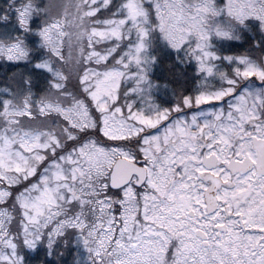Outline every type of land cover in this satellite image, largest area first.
<instances>
[{"label":"snow or ice","instance_id":"snow-or-ice-1","mask_svg":"<svg viewBox=\"0 0 264 264\" xmlns=\"http://www.w3.org/2000/svg\"><path fill=\"white\" fill-rule=\"evenodd\" d=\"M0 264H264V0H0Z\"/></svg>","mask_w":264,"mask_h":264}]
</instances>
